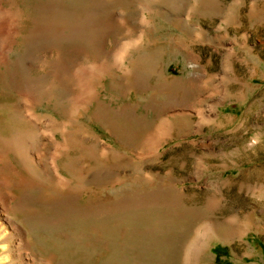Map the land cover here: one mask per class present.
I'll return each mask as SVG.
<instances>
[{
  "label": "rangeland",
  "instance_id": "374dc122",
  "mask_svg": "<svg viewBox=\"0 0 264 264\" xmlns=\"http://www.w3.org/2000/svg\"><path fill=\"white\" fill-rule=\"evenodd\" d=\"M0 2V264H264V0Z\"/></svg>",
  "mask_w": 264,
  "mask_h": 264
},
{
  "label": "bare ground",
  "instance_id": "6f19581e",
  "mask_svg": "<svg viewBox=\"0 0 264 264\" xmlns=\"http://www.w3.org/2000/svg\"><path fill=\"white\" fill-rule=\"evenodd\" d=\"M30 1H33V0H30ZM34 1H36V0H34ZM49 1V0H48ZM1 3V2H0ZM30 3H32V2H30ZM39 3V2H38ZM45 3V2H44ZM3 4V3H2ZM1 4V5H2ZM76 4V3H75ZM86 4V3H85ZM30 5V4H29ZM54 5H56V4H54ZM96 5V4H95ZM5 6V5H4ZM18 6V5H17ZM39 6V5H38ZM42 6V5H41ZM9 7V6H8ZM14 7V6H13ZM47 7V6H46ZM49 7V6H48ZM5 8V7H4ZM4 8L2 7L1 8V10L3 9L4 10ZM25 8H27V7H25ZM32 8V7H31ZM50 8V7H49ZM53 8H55V7H53ZM64 8H65V6H64ZM67 8V7H66ZM85 8V7H84ZM94 8V7H93ZM8 9V8H7ZM37 9V8H36ZM59 9V8H58ZM71 9H73V8H71ZM70 9V10H71ZM10 10V9H9ZM61 10V9H60ZM66 10H68V8L66 9ZM93 10V9H92ZM13 11V10H12ZM36 12H37V10H35ZM71 11H73V10H71ZM75 11V10H74ZM1 13H2V11H0ZM4 12H5V10H4ZM10 12V11H9ZM9 12H6V14H8ZM42 12V11H41ZM60 12V11H59ZM64 12H66V11H64ZM13 13V12H12ZM11 13V14H12ZM5 14V15H6ZM10 14V13H9ZM8 14V15H9ZM30 14V13H29ZM56 14V13H55ZM69 14V13H68ZM3 15V14H2ZM7 15V16H8ZM13 15H15V14H13ZM12 15V16H13ZM36 15V14H35ZM62 15H64V13L62 14ZM67 15V14H66ZM6 16V17H7ZM145 16V15H144ZM3 17H5V16H3ZM32 17V16H31ZM50 17V16H49ZM66 17V16H65ZM73 17V16H72ZM71 17V18H72ZM11 18V17H10ZM47 18V17H46ZM55 18H56V16H55ZM54 18V19H55ZM0 19H1V17H0ZM8 19V18H7ZM64 19V18H63ZM74 19V18H73ZM146 19V18H145ZM5 20V19H4ZM13 20V19H12ZM41 20V19H40ZM76 20V19H75ZM26 21V20H25ZM24 21V22H25ZM84 21V20H83ZM32 22V21H31ZM43 22V21H42ZM72 22V21H71ZM85 23H86V21H84ZM20 23V22H19ZM70 23V22H69ZM73 23V22H72ZM74 23H76V21H74ZM83 23V22H82ZM6 24V23H5ZM16 24V23H15ZM34 24V23H33ZM33 24H32V26H33ZM71 24V23H70ZM150 24V23H149ZM8 25V24H7ZM13 25H14V20H13ZM30 25V24H29ZM41 25V24H40ZM62 25V24H61ZM75 25V24H74ZM78 25V24H77ZM76 25V26H77ZM9 26H11V25H9ZM69 26V25H68ZM83 26V25H82ZM2 27V25L0 26V28ZM38 27V28H37ZM45 27V26H44ZM43 27V29H45ZM65 27V26H64ZM75 27V26H74ZM73 27V28H74ZM3 28V27H2ZM86 28V27H85ZM7 29V28H6ZM33 29H39V26H37L36 25V27L35 28H33ZM40 29H42V28H40ZM46 30V29H45ZM57 30V29H56ZM76 30V29H75ZM79 30V29H78ZM85 30V29H84ZM2 31H3V29H2ZM17 31H18V29H17ZM16 31V32H17ZM34 31V30H33ZM37 31V30H36ZM36 31L34 32V33H36ZM41 31V30H40ZM44 31V30H43ZM80 31V30H79ZM79 31H77V32H79ZM16 32H15V34H16ZM25 32V31H24ZM27 32H28V30H27ZM45 32V31H44ZM76 32V33H77ZM83 32V31H82ZM6 33V32H5ZM11 33V32H10ZM22 33V32H21ZM33 33V34H34ZM3 34H4V32H3ZM2 34V35H3ZM12 34V33H11ZM33 34H32V32H31V34H30V37L33 39ZM38 34V33H37ZM71 34V33H70ZM84 34V33H83ZM2 35H0V37L2 36ZM13 35V34H12ZM25 35H26V33H25ZM7 36V35H6ZM8 36H9V33H8ZM78 36V35H77ZM14 37H15V35H14ZM2 38H3V36H2ZM4 38H5V35H4ZM7 38V37H6ZM5 38V39H6ZM9 38H11V35L9 36ZM8 38V39H9ZM71 38V37H70ZM4 39V40H5ZM32 39H31V41H32ZM36 39V38H35ZM1 40V39H0ZM16 40V39H15ZM7 43H9L8 41H7ZM25 43H28V42H25ZM22 44V43H21ZM62 44V43H61ZM13 45V44H12ZM11 45V46H12ZM1 46V45H0ZM9 46V45H8ZM20 46V45H19ZM19 46L17 47V49L19 48ZM142 46V45H141ZM5 47V46H4ZM10 47V46H9ZM132 47V46H131ZM134 47V46H133ZM139 47V46H138ZM24 48V47H23ZM137 48V47H136ZM142 48V47H141ZM5 49V48H4ZM7 49H9V48H7ZM7 49H5V50H3V51H1V52H7ZM140 49V48H139ZM15 50V49H14ZM33 51V50H32ZM9 52V51H8ZM7 52V53H8ZM122 52H123V50H122ZM124 53V52H123ZM2 54V53H1ZM21 55V54H20ZM1 56V55H0ZM2 57V56H1ZM5 57V56H4ZM3 57V58H4ZM18 57V56H17ZM30 57V56H29ZM121 57H122V54H121ZM2 58V59H3ZM7 58V57H6ZM5 58V59H6ZM1 59V58H0ZM30 59V58H29ZM9 61H11V60H9ZM8 60H7V62H9ZM4 62V61H3ZM0 63H2V61L0 60ZM13 63V62H12ZM16 64H17V62H15ZM71 64V63H70ZM5 65V64H4ZM8 65V64H7ZM7 65H6V67H7ZM86 65V64H85ZM15 66H17L16 68L14 67V69H10L9 71H10V74L12 73V75H11V79H9L10 81L13 79V78H15L16 77V83H17V85H18V89H20L21 91H19V93H22L23 95H24V98L26 97H28L29 99H30V101H27V99L25 98H23L25 101L24 102H26L27 101V103L28 102H31L29 105H28V107L26 108V110L25 109H23L22 108V110H24L25 112V114H21V116L19 117L20 118V121H19V123H20V125L19 126H16L17 127V130H15V131H17V134L16 133H14V134H16V135H14L13 137H16V139H14L13 137V142H12V144H13V147H14V145H15V143H16V148H14V150H15V153L17 154V157H19V161H21L20 163H22L21 165L23 166V164H24V161L26 162V161H28L27 159L29 158L28 157V155H29V152L31 151V149L32 148H34L35 147V145H37L38 143H37V140H38V129H39V127L37 126V122L39 121V118H38V114L36 113V111H35V109H36V103H35V101L34 100H36V97H37V95H38V92L40 91L39 90V88H38V86H35V84H33L31 81H34V79L33 80H31L30 79V77H22V76H25V75H20V71H19V66L18 65H15ZM0 67H1V65H0ZM66 67H67V65H66ZM112 67H113V65H112ZM8 68V67H7ZM7 68H5V69H7ZM59 69V68H58ZM74 69V68H73ZM8 70V69H7ZM99 70V69H98ZM102 70H100V71H98V72H101ZM8 72V71H7ZM6 72V73H7ZM30 73V72H29ZM89 73V72H88ZM47 74V73H46ZM6 75V74H5ZM4 75V76H5ZM9 75V74H8ZM41 75V74H40ZM1 76H3V75H1V69H0V77ZM7 76V75H6ZM13 76V77H12ZM17 76H19V78H17ZM89 76V75H88ZM32 77V76H31ZM36 77V76H35ZM96 77V76H95ZM101 77V76H100ZM7 78V77H6ZM37 78V77H36ZM5 80V79H4ZM3 80V81H4ZM8 80V79H7ZM7 80H6V82H7ZM75 80H77V79H75ZM82 80V79H81ZM2 81V82H3ZM10 81H8V82H10ZM73 81V80H72ZM86 81H87V79H86ZM91 81V80H90ZM32 83V84H29V83ZM44 82V81H43ZM61 82V81H60ZM77 82V81H76ZM11 83V82H10ZM14 83V82H13ZM42 83V82H41ZM47 83V82H46ZM81 83V82H80ZM88 83V82H87ZM49 84V83H48ZM54 84V83H53ZM86 84V83H85ZM89 84V83H88ZM87 84V85H88ZM94 84V83H93ZM97 84V83H96ZM4 85V84H3ZM8 86H9V84H7ZM17 85H16V87H17ZM66 85V84H65ZM75 85V84H74ZM13 86H14V84H13ZM45 86H47V85H45ZM50 86V85H49ZM96 86V85H95ZM4 87H6V84H5V86ZM44 87V86H43ZM84 87V86H83ZM9 88V87H8ZM53 88V87H52ZM90 89V88H89ZM22 90H25V91H22ZM43 90V89H42ZM46 90V89H45ZM63 90V89H62ZM93 90V89H92ZM18 91V90H17ZM52 91V90H51ZM83 91H85V89H82V92ZM88 90H86L85 92H87ZM91 91V90H90ZM46 92V91H45ZM44 92V93H45ZM89 92V91H88ZM40 93L41 94H43V96L45 95V94H47V93H43L42 91H40ZM53 93V92H52ZM41 94H39L38 96H39V98H40V96H41ZM49 94H50V92H49ZM54 94V93H53ZM73 94V93H72ZM84 94V93H83ZM51 95V94H50ZM50 95H48V96H50ZM87 95V94H86ZM46 96V95H45ZM89 96V95H88ZM38 98V97H37ZM49 98V97H48ZM37 101V100H36ZM42 101V100H41ZM55 101V100H54ZM59 101V100H58ZM19 103V102H18ZM34 103V104H33ZM84 103V102H83ZM42 104V103H41ZM50 105V104H49ZM55 106H56V104H54ZM58 105V104H57ZM81 105V104H80ZM84 105V104H83ZM16 107V106H15ZM14 107V108H15ZM19 107V106H18ZM122 107V106H121ZM20 110H21V108H19ZM57 109V108H56ZM76 109V108H75ZM22 110H21V112H22ZM60 110V109H59ZM61 111V110H60ZM60 111H58V112H60ZM23 113V112H22ZM67 116V115H66ZM16 120V119H15ZM18 120V119H17ZM17 120H16V122H17ZM41 120V119H40ZM42 121V120H41ZM14 122V121H13ZM38 125H39V123H38ZM50 126V125H49ZM50 128V127H49ZM60 131V130H59ZM16 140V141H15ZM29 140V142H27ZM1 141V140H0ZM3 141V140H2ZM15 141V142H14ZM55 145H56V142H55ZM38 146V145H37ZM37 148V147H36ZM67 154V153H66ZM14 155V154H13ZM32 157V156H31ZM58 159V158H57ZM30 160V159H29ZM32 161H34V160H32ZM27 163V162H26ZM34 164V163H33ZM30 165V163H28L27 164V167H26V165H24V169L26 170V176L25 177H27L28 175H32V174H34L33 172H34V170L35 169H33V167L34 166H31L32 167V169H31V167L29 166ZM58 165V164H57ZM36 166V165H35ZM28 168V169H26V168ZM38 167V166H37ZM57 168H59V167H57ZM22 172V171H21ZM36 172H37V170H36ZM35 172V173H36ZM25 173V172H24ZM59 173V172H58ZM60 174V173H59ZM34 176V175H33ZM60 177V176H59ZM65 178V177H64ZM64 178H63V180H64ZM25 179V178H24ZM61 179V178H60ZM30 181V180H29ZM6 182V181H5ZM2 184V183H1ZM1 184H0V194H1V191H2V188H1ZM68 184V183H67ZM14 191V190H13ZM7 200V199H6ZM4 202V201H3ZM3 206H4V204L3 203H1ZM7 204V203H6ZM5 204V205H6ZM16 226V225H15ZM24 236V235H23ZM25 237V236H24ZM23 240V239H22ZM24 241V240H23ZM26 241V240H25ZM197 250V249H196ZM190 255V254H189ZM190 257V256H189Z\"/></svg>",
  "mask_w": 264,
  "mask_h": 264
}]
</instances>
